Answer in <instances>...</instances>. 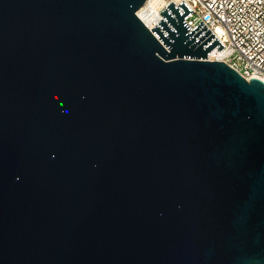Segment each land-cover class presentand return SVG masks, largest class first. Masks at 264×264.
Instances as JSON below:
<instances>
[{
  "label": "water",
  "instance_id": "95a60500",
  "mask_svg": "<svg viewBox=\"0 0 264 264\" xmlns=\"http://www.w3.org/2000/svg\"><path fill=\"white\" fill-rule=\"evenodd\" d=\"M146 1L0 0V264H264V81Z\"/></svg>",
  "mask_w": 264,
  "mask_h": 264
},
{
  "label": "built area",
  "instance_id": "2783aa9c",
  "mask_svg": "<svg viewBox=\"0 0 264 264\" xmlns=\"http://www.w3.org/2000/svg\"><path fill=\"white\" fill-rule=\"evenodd\" d=\"M182 1L193 10L185 19L191 27L188 31L191 32L202 21L204 24L193 35L201 31L205 25L208 27L195 40L210 29L211 33L200 44L214 34L215 36L203 47L209 45L216 37L225 46L220 51L218 44L210 52L216 51L218 56L212 58L208 56L210 60L227 63L248 81L254 77L264 81V0H165L159 5L158 10L161 14L166 8L178 22L179 18L168 6L174 2L184 13L178 6ZM156 2L157 0H147V9H154ZM162 19L173 28L162 14L161 19L153 23V27L158 25L162 28L159 24ZM148 27L152 30L151 26Z\"/></svg>",
  "mask_w": 264,
  "mask_h": 264
},
{
  "label": "bare ground",
  "instance_id": "6f19581e",
  "mask_svg": "<svg viewBox=\"0 0 264 264\" xmlns=\"http://www.w3.org/2000/svg\"><path fill=\"white\" fill-rule=\"evenodd\" d=\"M165 0H157L154 9H147V5L145 4L138 12L140 18L144 21L145 24L151 26L153 28V23H156L159 19H161V14L159 12V5L163 3ZM209 58L214 56H218L216 51L210 53Z\"/></svg>",
  "mask_w": 264,
  "mask_h": 264
}]
</instances>
